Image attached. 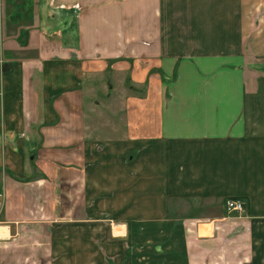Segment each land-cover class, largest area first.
<instances>
[{
    "label": "crops",
    "instance_id": "obj_1",
    "mask_svg": "<svg viewBox=\"0 0 264 264\" xmlns=\"http://www.w3.org/2000/svg\"><path fill=\"white\" fill-rule=\"evenodd\" d=\"M0 236V264H264V0H0Z\"/></svg>",
    "mask_w": 264,
    "mask_h": 264
},
{
    "label": "rangeland",
    "instance_id": "obj_2",
    "mask_svg": "<svg viewBox=\"0 0 264 264\" xmlns=\"http://www.w3.org/2000/svg\"><path fill=\"white\" fill-rule=\"evenodd\" d=\"M206 4V3H205ZM226 202V201H225ZM224 202V204H225ZM179 205H183V203H177ZM183 206H191L190 210L188 211V209L184 208V209H179L178 212H179V215L183 214V213H186V214H189V213H192L191 215L193 216H196V214H199L197 216H203L204 214H206V212H210V209L211 207L202 203V202H188L187 204L183 205ZM212 211V209H211ZM209 215V214H208ZM3 236V235H2ZM0 238H2L0 236Z\"/></svg>",
    "mask_w": 264,
    "mask_h": 264
},
{
    "label": "built area",
    "instance_id": "obj_3",
    "mask_svg": "<svg viewBox=\"0 0 264 264\" xmlns=\"http://www.w3.org/2000/svg\"><path fill=\"white\" fill-rule=\"evenodd\" d=\"M244 202L240 199H227L224 208L229 213H238L241 214L244 212Z\"/></svg>",
    "mask_w": 264,
    "mask_h": 264
}]
</instances>
